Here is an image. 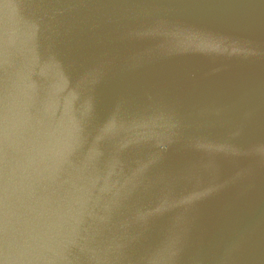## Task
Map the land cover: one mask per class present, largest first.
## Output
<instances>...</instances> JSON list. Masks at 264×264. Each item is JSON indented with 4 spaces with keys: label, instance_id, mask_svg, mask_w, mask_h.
<instances>
[{
    "label": "clouds",
    "instance_id": "obj_1",
    "mask_svg": "<svg viewBox=\"0 0 264 264\" xmlns=\"http://www.w3.org/2000/svg\"><path fill=\"white\" fill-rule=\"evenodd\" d=\"M82 9L110 21L88 50L60 39ZM200 35L157 0H0V264H237L250 237L198 221L264 174V117L110 88L193 54L264 58Z\"/></svg>",
    "mask_w": 264,
    "mask_h": 264
},
{
    "label": "water",
    "instance_id": "obj_2",
    "mask_svg": "<svg viewBox=\"0 0 264 264\" xmlns=\"http://www.w3.org/2000/svg\"><path fill=\"white\" fill-rule=\"evenodd\" d=\"M85 3L105 4L108 0H84ZM167 14L201 35L198 40L211 43L219 37L244 36L264 45V37H255L257 19H264V0H157ZM103 9H82L80 14L65 21L66 33L60 37L67 45L88 50L109 28L110 21ZM264 58L231 60L221 57L188 55L168 62L146 74L120 76L110 88L113 94L140 93L146 89L166 95L182 109L219 108L232 114L248 107L242 102H223L221 88L215 77L223 72L263 67ZM264 116V108L256 111ZM198 227L210 235L225 234L230 238L241 232L250 237L238 254L237 264H264V174L258 175L253 187L237 198L227 193L211 200L202 209Z\"/></svg>",
    "mask_w": 264,
    "mask_h": 264
},
{
    "label": "flooded vegetation",
    "instance_id": "obj_3",
    "mask_svg": "<svg viewBox=\"0 0 264 264\" xmlns=\"http://www.w3.org/2000/svg\"><path fill=\"white\" fill-rule=\"evenodd\" d=\"M253 29V36L264 37V19H257ZM215 81L222 89L223 102H242L248 109L256 111L264 108V66L253 67L246 72H223L215 77Z\"/></svg>",
    "mask_w": 264,
    "mask_h": 264
}]
</instances>
